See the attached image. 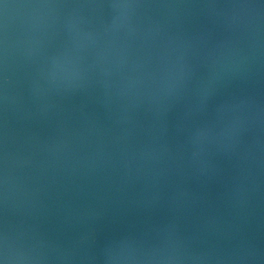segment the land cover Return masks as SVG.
<instances>
[{"label":"water","instance_id":"water-1","mask_svg":"<svg viewBox=\"0 0 264 264\" xmlns=\"http://www.w3.org/2000/svg\"><path fill=\"white\" fill-rule=\"evenodd\" d=\"M0 264H264V0H0Z\"/></svg>","mask_w":264,"mask_h":264}]
</instances>
